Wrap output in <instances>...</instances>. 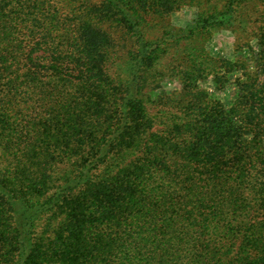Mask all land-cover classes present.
<instances>
[{
	"label": "trees",
	"instance_id": "trees-1",
	"mask_svg": "<svg viewBox=\"0 0 264 264\" xmlns=\"http://www.w3.org/2000/svg\"><path fill=\"white\" fill-rule=\"evenodd\" d=\"M98 1L0 0V264H264V0Z\"/></svg>",
	"mask_w": 264,
	"mask_h": 264
},
{
	"label": "rangeland",
	"instance_id": "rangeland-1",
	"mask_svg": "<svg viewBox=\"0 0 264 264\" xmlns=\"http://www.w3.org/2000/svg\"><path fill=\"white\" fill-rule=\"evenodd\" d=\"M89 3H97L98 0H86ZM56 10V13L58 16L65 17L69 13V8L67 6H64L62 3H53ZM51 7V10L55 9ZM71 9V8H70ZM260 10L262 9L259 8ZM196 16V7L190 6L188 3H183L178 9L172 11L171 15L167 17V19H170L171 22L177 26H183L186 25L189 21H191ZM119 35H122V38L128 37L127 34L123 30L119 32ZM124 33V34H123ZM127 43V40L125 41ZM131 43V40H130ZM129 47V46H128ZM127 47V50H128ZM207 48L209 52L218 57H224L231 59L234 57V55L237 53L235 51V35L233 32H231L230 29H222L214 33L211 40L207 43ZM179 64V60L174 63V65ZM159 68L162 69V62L159 64ZM108 72L117 77L116 69L109 64V69H107ZM172 74V71H170ZM169 72V73H170ZM171 74H166V77L163 79V81H160L158 84V87L155 90H149V94L151 95L152 99L156 98V94L164 91H173L174 89L178 88L179 86V79L177 77L170 76ZM207 87L211 88V83L207 85ZM217 96L222 100H227L231 97L230 91L228 90H222L216 93ZM22 99V94L20 96V101ZM155 111V109L153 110ZM60 168L54 169L52 172L53 174V180L54 182L57 181H65L67 178V173L71 170L72 166L66 164V163H60ZM254 212H252L253 214ZM260 213V212H259Z\"/></svg>",
	"mask_w": 264,
	"mask_h": 264
}]
</instances>
